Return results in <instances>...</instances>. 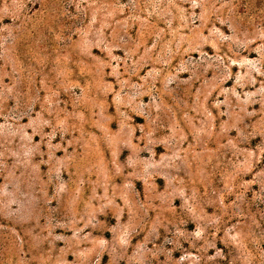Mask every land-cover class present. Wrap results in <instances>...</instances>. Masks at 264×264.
I'll return each mask as SVG.
<instances>
[{
    "label": "rangeland",
    "instance_id": "obj_1",
    "mask_svg": "<svg viewBox=\"0 0 264 264\" xmlns=\"http://www.w3.org/2000/svg\"><path fill=\"white\" fill-rule=\"evenodd\" d=\"M0 264H264V0H0Z\"/></svg>",
    "mask_w": 264,
    "mask_h": 264
}]
</instances>
